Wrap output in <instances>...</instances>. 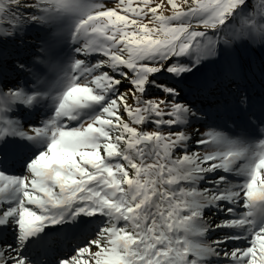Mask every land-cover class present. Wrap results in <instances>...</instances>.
Instances as JSON below:
<instances>
[{"label":"snow or ice","instance_id":"1","mask_svg":"<svg viewBox=\"0 0 264 264\" xmlns=\"http://www.w3.org/2000/svg\"><path fill=\"white\" fill-rule=\"evenodd\" d=\"M113 2L0 0V264H264V0Z\"/></svg>","mask_w":264,"mask_h":264},{"label":"rangeland","instance_id":"2","mask_svg":"<svg viewBox=\"0 0 264 264\" xmlns=\"http://www.w3.org/2000/svg\"><path fill=\"white\" fill-rule=\"evenodd\" d=\"M101 2L105 3L106 6L112 7L114 6L113 0H101ZM153 4H162L165 5V7L162 9L163 14H171L170 13V6H167V0H152ZM176 2L179 4L181 0H176ZM160 11V10H158ZM37 33L33 32L29 34V40L31 42H36L37 39ZM259 52H242L241 56L242 58L247 61L248 59H251L253 61V66L256 67L259 63ZM214 70H210V74ZM249 92L253 95V97L257 100H259L260 95L264 93V86H262L259 74L257 73L255 76L249 75L247 84H246ZM189 99H193L192 97H189ZM129 103H134L131 99L128 101ZM226 104V97L225 94H222L219 89L216 90L215 93H213L211 96H209L207 99H204L202 102V106L204 109L211 114L210 119L206 122L205 127H201L200 124H197V127L201 128V131L207 130V125L211 124H222L224 120L227 118L228 112L225 110L224 105ZM219 107L220 109L216 108ZM127 118V117H125ZM209 219H214V217L211 216V214H208ZM215 233L209 234V239L215 238Z\"/></svg>","mask_w":264,"mask_h":264},{"label":"trees","instance_id":"3","mask_svg":"<svg viewBox=\"0 0 264 264\" xmlns=\"http://www.w3.org/2000/svg\"><path fill=\"white\" fill-rule=\"evenodd\" d=\"M216 108L220 109L219 107H216Z\"/></svg>","mask_w":264,"mask_h":264}]
</instances>
